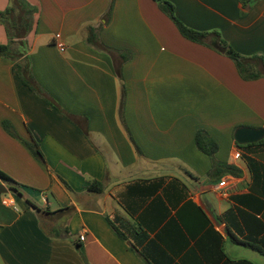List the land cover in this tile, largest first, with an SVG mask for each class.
I'll list each match as a JSON object with an SVG mask.
<instances>
[{"label": "crops", "instance_id": "0c3cea01", "mask_svg": "<svg viewBox=\"0 0 264 264\" xmlns=\"http://www.w3.org/2000/svg\"><path fill=\"white\" fill-rule=\"evenodd\" d=\"M25 1L26 52L0 50V170L22 193L0 195V264H264V136L234 139L264 127V67L244 79L217 45L264 63V0H166L202 43L157 0Z\"/></svg>", "mask_w": 264, "mask_h": 264}, {"label": "trees", "instance_id": "16d2710c", "mask_svg": "<svg viewBox=\"0 0 264 264\" xmlns=\"http://www.w3.org/2000/svg\"><path fill=\"white\" fill-rule=\"evenodd\" d=\"M157 2L160 9L173 20L178 30L185 38L200 43L204 41L205 37L209 34L208 32L197 31L185 26L175 16L174 7L171 3L166 0H157ZM33 11V7H31L25 0H9V5L4 10H0V22L4 25L7 33L6 44L0 45L2 55L15 61L26 52V43L24 38L30 30ZM217 45L218 50H222L226 56L233 60L239 74L244 79H255L262 74L261 70L258 68L260 63L261 66L264 67L263 59L260 56L241 55L220 37L217 40ZM13 70L26 85L32 89L37 88L30 85L28 82V65L24 61L15 63L13 65ZM36 91H39V89L37 88ZM24 143L30 149L32 154L42 158V155L36 146L25 141ZM195 143L202 152L210 157H213L217 146L216 143L207 135L198 131L195 135ZM232 168L233 167L230 166V169ZM0 180L5 182L6 186L16 194L22 195L19 183L14 181L2 170H0ZM63 183L67 189H70L65 181H63ZM101 187L102 186L99 182L93 181L88 189L92 192H100Z\"/></svg>", "mask_w": 264, "mask_h": 264}, {"label": "water", "instance_id": "95a60500", "mask_svg": "<svg viewBox=\"0 0 264 264\" xmlns=\"http://www.w3.org/2000/svg\"><path fill=\"white\" fill-rule=\"evenodd\" d=\"M264 136V127L250 128L239 127L234 132V139L237 143H251L260 140ZM12 191L3 182L0 181V195ZM14 192V191H12ZM19 195V194H18ZM35 207L34 205H31Z\"/></svg>", "mask_w": 264, "mask_h": 264}, {"label": "built area", "instance_id": "2783aa9c", "mask_svg": "<svg viewBox=\"0 0 264 264\" xmlns=\"http://www.w3.org/2000/svg\"><path fill=\"white\" fill-rule=\"evenodd\" d=\"M58 47H59L60 51L64 50L63 43L59 42ZM238 154H239V149L237 147V144H235L234 147H232V149H231V155L236 157V156H238ZM232 185H233V179L229 176H225V177H222L217 182L215 189L220 193V195H222L223 197H227L228 193H229V189L232 187ZM2 202L4 204L12 206L14 209H17V207L14 205L13 199L10 197L3 198ZM79 238L81 241L84 240V238H85L84 233H82Z\"/></svg>", "mask_w": 264, "mask_h": 264}]
</instances>
